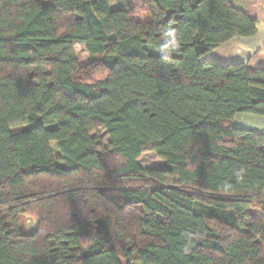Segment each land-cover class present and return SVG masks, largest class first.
<instances>
[{
  "label": "trees",
  "instance_id": "trees-1",
  "mask_svg": "<svg viewBox=\"0 0 264 264\" xmlns=\"http://www.w3.org/2000/svg\"><path fill=\"white\" fill-rule=\"evenodd\" d=\"M116 1L0 0V264H264V67L203 60L256 21Z\"/></svg>",
  "mask_w": 264,
  "mask_h": 264
},
{
  "label": "crops",
  "instance_id": "crops-1",
  "mask_svg": "<svg viewBox=\"0 0 264 264\" xmlns=\"http://www.w3.org/2000/svg\"><path fill=\"white\" fill-rule=\"evenodd\" d=\"M230 3L256 21V34L248 39L234 38L214 49L203 60L214 61L222 66L244 64L252 70L261 69L264 67V0H230ZM234 120L235 128L263 133L256 127H250L251 124L246 123L242 115H237ZM241 121L246 124H241Z\"/></svg>",
  "mask_w": 264,
  "mask_h": 264
},
{
  "label": "rangeland",
  "instance_id": "rangeland-1",
  "mask_svg": "<svg viewBox=\"0 0 264 264\" xmlns=\"http://www.w3.org/2000/svg\"><path fill=\"white\" fill-rule=\"evenodd\" d=\"M45 4H50L52 2V0H42ZM148 0H117L113 6L114 9L119 10V9H125L128 6H132V7H139L141 6L144 2H147ZM75 55L77 58V61L79 63V65H81V67H83V73L80 72V78L83 79V77H85L87 74H85L84 72L90 71V68H87L86 65L90 64V57L88 55V52L86 51L84 46L81 47H76L75 48ZM246 118L245 122L248 124H251L250 127H256L255 129H259V131L263 132L262 134H264V117H259V116H254V115H242ZM243 121H241V124H246V123H242ZM235 120L233 121L232 125L234 126ZM236 124V123H235ZM25 128L24 127H20L17 129H14L12 131L13 134L19 133L21 131H24ZM99 135L102 138V142L104 144V146L108 145V137L106 136L105 133H103V131L99 132ZM54 150H55V145L53 146ZM140 165L142 168L144 169H154V170H159L160 168H162V166L164 165V163L160 160H158L154 155L152 154H144L140 161H139ZM194 210H196L198 213L203 214V215H207V216H215L214 212H211V209H209L208 207H203V206H197L196 209L194 208ZM195 211V212H196ZM38 222V223H37ZM39 228V220L35 219V218H26L25 221L23 222L22 226H21V230L24 234H32L33 232L37 231V229ZM85 246V245H84ZM81 251L83 254H85V247L81 246Z\"/></svg>",
  "mask_w": 264,
  "mask_h": 264
}]
</instances>
